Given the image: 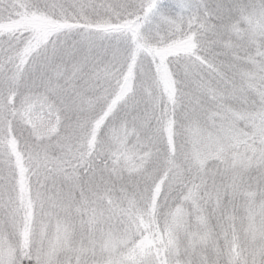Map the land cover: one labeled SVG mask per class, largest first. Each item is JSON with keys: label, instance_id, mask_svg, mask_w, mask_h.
<instances>
[{"label": "snow or ice", "instance_id": "6c2138e0", "mask_svg": "<svg viewBox=\"0 0 264 264\" xmlns=\"http://www.w3.org/2000/svg\"><path fill=\"white\" fill-rule=\"evenodd\" d=\"M0 264H264V0H0Z\"/></svg>", "mask_w": 264, "mask_h": 264}]
</instances>
